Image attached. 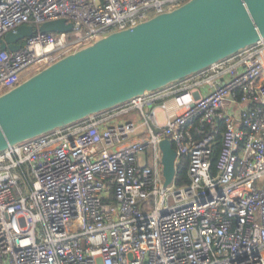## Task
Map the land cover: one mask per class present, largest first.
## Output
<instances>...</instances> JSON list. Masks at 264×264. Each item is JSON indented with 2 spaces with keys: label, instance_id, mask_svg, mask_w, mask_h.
I'll return each mask as SVG.
<instances>
[{
  "label": "built area",
  "instance_id": "2783aa9c",
  "mask_svg": "<svg viewBox=\"0 0 264 264\" xmlns=\"http://www.w3.org/2000/svg\"><path fill=\"white\" fill-rule=\"evenodd\" d=\"M185 1L0 0V38L36 29L0 50V94ZM164 137L186 184H164ZM0 264H264V37L1 150Z\"/></svg>",
  "mask_w": 264,
  "mask_h": 264
},
{
  "label": "water",
  "instance_id": "95a60500",
  "mask_svg": "<svg viewBox=\"0 0 264 264\" xmlns=\"http://www.w3.org/2000/svg\"><path fill=\"white\" fill-rule=\"evenodd\" d=\"M71 23H41L42 32ZM7 31L0 50H16L35 32ZM264 37V0H187L169 11L108 33L0 94V151L90 114L161 88ZM164 184L175 175L176 152L158 142Z\"/></svg>",
  "mask_w": 264,
  "mask_h": 264
},
{
  "label": "trees",
  "instance_id": "16d2710c",
  "mask_svg": "<svg viewBox=\"0 0 264 264\" xmlns=\"http://www.w3.org/2000/svg\"><path fill=\"white\" fill-rule=\"evenodd\" d=\"M216 149L218 150V147ZM187 182V161L185 159H180L175 165L174 185L180 186Z\"/></svg>",
  "mask_w": 264,
  "mask_h": 264
},
{
  "label": "rangeland",
  "instance_id": "374dc122",
  "mask_svg": "<svg viewBox=\"0 0 264 264\" xmlns=\"http://www.w3.org/2000/svg\"><path fill=\"white\" fill-rule=\"evenodd\" d=\"M159 118H160V115L158 114Z\"/></svg>",
  "mask_w": 264,
  "mask_h": 264
}]
</instances>
